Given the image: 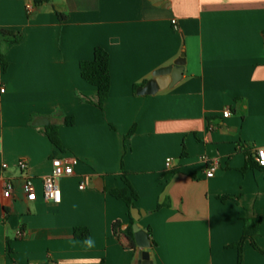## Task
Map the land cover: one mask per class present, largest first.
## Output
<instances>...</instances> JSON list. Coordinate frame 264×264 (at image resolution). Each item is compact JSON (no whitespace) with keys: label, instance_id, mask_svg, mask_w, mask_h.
<instances>
[{"label":"crops","instance_id":"0c3cea01","mask_svg":"<svg viewBox=\"0 0 264 264\" xmlns=\"http://www.w3.org/2000/svg\"><path fill=\"white\" fill-rule=\"evenodd\" d=\"M96 47L109 58L102 110L86 103L96 90L79 71ZM181 55L178 83L137 95ZM1 89L0 264H133L134 221L107 192L124 189V177L151 263L238 264L232 246L249 218L261 219L254 241L264 251V168L252 156L264 148V0H0ZM39 118L48 125L33 126ZM62 156L77 163L51 204L42 178ZM25 176L32 203L19 188ZM242 264H264V254L245 242Z\"/></svg>","mask_w":264,"mask_h":264},{"label":"trees","instance_id":"16d2710c","mask_svg":"<svg viewBox=\"0 0 264 264\" xmlns=\"http://www.w3.org/2000/svg\"><path fill=\"white\" fill-rule=\"evenodd\" d=\"M48 0H34L36 5H40L42 3L47 2ZM80 76L84 82L88 85L92 86L96 90V98L95 101H91L90 99H86V103L90 105L96 106L99 110H102L105 104V101L108 98L109 90H110V74H109V58L106 51H104L100 47H96L93 52V60L89 62H81L79 64ZM135 87L134 89H136ZM73 118L66 117L64 119L65 126L73 125ZM45 135L47 136L50 143L53 147L59 152H63V147L58 137L57 127L56 126H48L45 128ZM131 135L129 133L126 138ZM251 166H253V161L251 159ZM256 164V163H255ZM125 188L122 190H108V194L113 198L121 200L124 202L128 209V215L130 217V222L133 223V220L130 216V209L134 207L133 201L136 199V194L132 187L130 186L126 177L123 179ZM260 218H249L243 220V228L242 235L236 244L232 247L238 251V264H242V247L245 242H249L252 248L261 254H264V251H261L255 241L254 238L258 234V228L260 225ZM75 236L85 237L84 233L81 229L74 230ZM128 235L132 238V232L129 228L127 230Z\"/></svg>","mask_w":264,"mask_h":264},{"label":"built area","instance_id":"2783aa9c","mask_svg":"<svg viewBox=\"0 0 264 264\" xmlns=\"http://www.w3.org/2000/svg\"><path fill=\"white\" fill-rule=\"evenodd\" d=\"M172 24L175 25V21H172ZM0 93H4V89L0 90ZM230 116V111L226 110L223 112V117L227 118ZM252 156L256 165L259 168H264V148H255L253 149ZM77 163V159L72 156H62V157H53L51 159V173L42 178V196L44 201L51 204L60 203V189H59V180L63 177H70L73 174V167ZM171 160L166 161V166L169 167ZM216 162L213 163L208 171L206 172V177H213L214 171L216 170ZM20 171H26L27 165L26 162L21 160L17 164ZM5 168V166L3 167ZM21 193L24 195V199L27 203H32L36 200V192L34 189L33 181L30 177L25 176L19 186ZM82 189L83 186L81 185ZM14 193V186L10 181H6L3 185V200L8 203L12 200ZM17 238H22L24 236V231L19 229L16 232Z\"/></svg>","mask_w":264,"mask_h":264},{"label":"water","instance_id":"95a60500","mask_svg":"<svg viewBox=\"0 0 264 264\" xmlns=\"http://www.w3.org/2000/svg\"><path fill=\"white\" fill-rule=\"evenodd\" d=\"M184 56L181 55L170 66L161 68L153 74V78L145 83V85L137 89L136 93L139 96H147L156 94L159 90H164L173 87L178 83L183 76ZM48 120L44 118L37 119L33 126H47ZM57 124H62L61 122ZM130 216L134 221L132 225V232L135 239L137 256L133 264H153L150 262L151 253L149 251L151 244L148 236V231L144 229L139 221L143 213L132 207L130 209Z\"/></svg>","mask_w":264,"mask_h":264}]
</instances>
